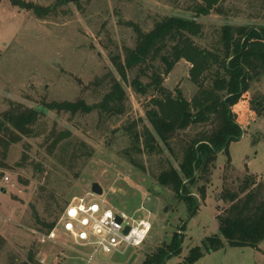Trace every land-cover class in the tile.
<instances>
[{"label": "rangeland", "instance_id": "374dc122", "mask_svg": "<svg viewBox=\"0 0 264 264\" xmlns=\"http://www.w3.org/2000/svg\"><path fill=\"white\" fill-rule=\"evenodd\" d=\"M25 1L40 5L47 13L39 15L12 0H0V114L21 103L40 110L41 116L34 127V135H39L25 136L11 147L10 168L3 169L0 177V236L5 239L0 242V264L12 257L26 260L31 251L43 264H85L83 255L88 248L75 243L61 226L55 239L44 243L33 231L38 227L31 204L45 215L44 183L66 192L71 200L104 198L115 209L151 222L144 244L102 255L107 264H144L159 246L170 244L175 233L183 236L182 251L167 257L164 264L183 263L198 246L204 254L194 264H264V241L257 251L226 245L207 252L204 247L208 237L219 233L216 216L226 207L221 198L224 190H239L247 175L256 174L264 181V111H257L264 108V75L251 82L247 93L255 106L238 108L242 135L230 142L228 152L217 155L208 181L199 179L192 188L191 204L197 203L196 211L159 183V173L172 158L167 150L147 162L146 170L120 154L130 144L123 125L136 120L138 130L142 125L151 128L146 116L149 97L139 95L131 85L136 71L129 73L125 83L128 99L123 115L111 117L99 110L72 114L45 107L52 101H101L112 78H120L111 56L120 53L123 58L126 47H135L136 27L147 32L164 16L192 18L189 8L197 0H80L63 6H55L60 0ZM196 20L203 23L205 34L197 43L211 48L225 24L264 27V0H223L219 13ZM191 66L185 59L177 62L165 76V87L180 88L187 99L193 98L198 85L190 77ZM67 128L89 142L94 153L63 166L57 151L49 153L46 139ZM5 176L10 180L4 181ZM94 182L102 186V195L92 194Z\"/></svg>", "mask_w": 264, "mask_h": 264}, {"label": "trees", "instance_id": "16d2710c", "mask_svg": "<svg viewBox=\"0 0 264 264\" xmlns=\"http://www.w3.org/2000/svg\"><path fill=\"white\" fill-rule=\"evenodd\" d=\"M12 2L33 9L39 15L47 13L33 2ZM222 2L197 0L189 8L192 18L164 16L147 32L136 27L139 35L135 47H126L123 58L120 53L111 56L120 78H112L109 90L98 103L89 104L81 99L45 104L46 109L72 114L99 110L111 117L123 115L128 99L125 83L129 81V73L136 71L131 85L136 93L149 97L146 116L151 128L142 125L138 130L136 120L123 125L130 144L120 154L138 169L146 170L147 162L167 150L172 158L159 173V183L190 202L193 211L198 205L191 204L194 201L192 188L199 179L206 177L208 181L217 155L228 152L230 142L242 135L239 109L255 106L256 102L249 100L247 93L251 82L264 75V27L229 23L220 28L219 37L211 48L197 43L205 34L203 23L196 19L219 13ZM50 11L51 8L48 13ZM181 59L191 63L190 77L198 85L191 99H187L180 88L171 91L164 85L165 76ZM257 111L262 114L264 108ZM40 116V110L21 103L12 104L0 114V177L3 169L10 168L7 158L11 147L25 136L39 135H34V127ZM140 122L143 121L140 119ZM46 142L49 153L57 151L58 162L63 166L94 153L89 142L76 138L68 128L48 136ZM36 167L40 168L39 162ZM48 187L45 183L41 186L45 215L38 211L36 204H31L38 227L33 228L36 234L51 232L71 201L66 192ZM221 198L226 207L216 216L219 233L205 240V250L210 252L226 245L257 248L264 241L263 178L247 175L239 190L226 189ZM0 242H5L1 236ZM182 242V234L175 233L171 243L159 246L146 257L144 264H164L165 258L180 254ZM35 254L29 252L26 260L12 257L7 264H43ZM203 254L200 246L192 248L181 264H194Z\"/></svg>", "mask_w": 264, "mask_h": 264}, {"label": "built area", "instance_id": "2783aa9c", "mask_svg": "<svg viewBox=\"0 0 264 264\" xmlns=\"http://www.w3.org/2000/svg\"><path fill=\"white\" fill-rule=\"evenodd\" d=\"M9 180L8 176L4 177V181ZM72 210H75V215L71 214ZM60 226L75 243L88 248L83 255L85 264H107L102 255L116 253L122 247L141 246L152 229L148 219L138 220L125 211L115 209L104 198L95 201L85 197H74L57 226L48 234H38L40 242L55 239ZM127 227L130 230L125 233Z\"/></svg>", "mask_w": 264, "mask_h": 264}, {"label": "water", "instance_id": "95a60500", "mask_svg": "<svg viewBox=\"0 0 264 264\" xmlns=\"http://www.w3.org/2000/svg\"><path fill=\"white\" fill-rule=\"evenodd\" d=\"M80 0H60L55 6H63V5H66L68 3H75V2H79ZM4 190V188H2ZM91 191L93 194H97V195H102L104 193V190L102 188V186L97 183V182H94L92 184V188H91ZM130 230L129 227H127L125 229V233H128V231ZM135 258V256L133 257V259ZM167 260V258H165L164 262Z\"/></svg>", "mask_w": 264, "mask_h": 264}, {"label": "crops", "instance_id": "0c3cea01", "mask_svg": "<svg viewBox=\"0 0 264 264\" xmlns=\"http://www.w3.org/2000/svg\"><path fill=\"white\" fill-rule=\"evenodd\" d=\"M243 248H245V247H243ZM252 249H254V250H256V251H257V249H259V246H258L257 248H252Z\"/></svg>", "mask_w": 264, "mask_h": 264}, {"label": "snow or ice", "instance_id": "6c2138e0", "mask_svg": "<svg viewBox=\"0 0 264 264\" xmlns=\"http://www.w3.org/2000/svg\"><path fill=\"white\" fill-rule=\"evenodd\" d=\"M71 214L75 215V210H72Z\"/></svg>", "mask_w": 264, "mask_h": 264}]
</instances>
